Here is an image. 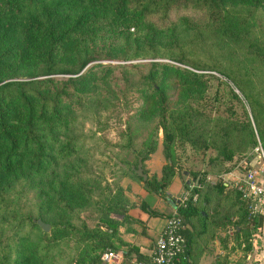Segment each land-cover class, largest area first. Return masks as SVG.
Listing matches in <instances>:
<instances>
[{"label": "rangeland", "instance_id": "1", "mask_svg": "<svg viewBox=\"0 0 264 264\" xmlns=\"http://www.w3.org/2000/svg\"><path fill=\"white\" fill-rule=\"evenodd\" d=\"M177 13L172 11L170 20H175L182 14L201 17L199 13L190 10H180ZM255 21L263 26L264 14L258 11ZM168 29L171 36L166 32L162 33L155 57H152L147 44L137 46L136 56L128 57V54L123 53L121 39H115L114 33L107 26H100L94 32L84 34L87 54L93 51V47L103 51L112 49V59L91 61L77 74L49 75L63 82L66 77L78 75L95 63L140 65L137 70L129 69L125 74V82L113 83L108 79L109 83L95 84L82 107L72 112L69 124L63 129H53L54 139L46 129L41 131L45 160H48L45 167L38 175L26 166L16 170L20 171L18 180L6 193L18 199L16 207L19 213L33 220L41 219L50 228L48 232H43L39 226L30 230V226L25 225L23 229L29 231V235L20 242L15 258L25 254L38 258V263L29 261L27 264H81L82 257H88L85 256L86 253L89 256L94 253L98 257L95 264H109L100 260L98 253L102 250L92 247V240L86 244L79 239L82 230H104L107 225L101 220L103 217L113 218L117 222L133 217L136 222L127 221L123 226H118L122 230L135 229V236L143 235L142 218L146 219L150 215L151 219L159 220V217L149 214L141 205L157 212L154 204L158 198H162L163 190L160 192L156 189L155 180L160 179L162 168L165 164H171V160L173 174L178 175V180H172L168 189V192L176 196L173 199L174 206H183L190 200L206 216L203 225L197 216L183 218L188 232L193 235L190 244L191 264H247L252 261V250L264 247V234L258 232L259 226L255 228L252 220L246 219L248 212L256 213L250 211L246 200L229 183L230 175L227 173L238 168V161L231 166L220 155L216 159L220 149L202 145L204 140L211 142L214 139L215 144L220 145V140L226 139L221 129L226 127L228 133V130L231 131L227 139L230 141L229 147L233 149L232 154L248 150L254 143L247 136L248 128L236 133L238 126L234 124H244L246 121H249L253 130L254 141L257 137L259 142H264V136L261 138L255 131L249 105L223 73L229 69L234 74L238 69L231 66L230 62L239 67L245 60L237 62L234 55H227L229 47H235V43H227L228 47L226 40L211 24L205 27L202 44L198 46L191 45L192 42L182 29L176 26ZM258 30V27L254 28L256 36L260 34ZM129 32L132 36H137L133 28ZM88 43H92L91 46ZM134 46L136 44L132 42L130 48ZM222 54H225L224 58ZM179 57L189 60V65L178 61ZM216 59H220L221 64L215 62ZM151 61L201 75L200 88L186 98L180 107L173 105L171 108L175 110L174 114L183 115L182 118L191 122L196 129L188 123L187 129L181 131L182 138L176 131L172 143L173 154L169 161L162 153V132L156 127L155 116L147 113L138 116L136 113V109L141 106L140 90L144 86L139 75L146 73L147 63ZM192 64H214L222 70H198ZM45 77L47 76L41 75L34 78ZM250 79L254 86L251 93H256L258 98L260 124L257 129L264 135V73L250 76ZM169 94L174 101L176 95L173 90ZM186 136L194 141L193 145L183 142ZM205 137L207 139L203 140ZM66 138L75 139L70 142L72 145H68V152L64 154L60 150ZM150 142H154V149L141 162L142 170L147 174V178L142 180L134 169L139 155ZM208 158L213 159L208 161ZM206 167L209 173L199 175L200 170ZM195 175L202 180L199 184L192 178ZM216 182H223L221 192L209 186ZM179 187H182L180 192ZM184 191L195 198L190 197L182 205L177 202ZM244 210L247 211L245 215ZM174 212L176 213L175 209ZM3 226L7 235H14L11 225ZM118 226L116 224V228ZM200 228L202 231L197 234ZM244 229L248 230L249 236L244 233ZM248 241L252 243V248L245 252ZM123 249L120 247L112 251L120 252ZM105 250L110 249L103 251ZM199 256L202 257L200 262ZM127 261L123 264H131Z\"/></svg>", "mask_w": 264, "mask_h": 264}, {"label": "trees", "instance_id": "2", "mask_svg": "<svg viewBox=\"0 0 264 264\" xmlns=\"http://www.w3.org/2000/svg\"><path fill=\"white\" fill-rule=\"evenodd\" d=\"M180 10L194 11L201 17L182 14L175 20H170V13L173 11L178 14ZM258 11L264 14V0H0V264H27L29 261L38 263V258L25 254L15 258L20 242L29 235V231L23 229L24 226L29 225L31 230L38 225L36 220L18 212V199L8 196L6 192L18 180L20 171L16 170L26 166L38 175L45 167L48 160H45L41 131L46 129L54 139L53 129H63L69 124L72 112L82 107L95 84L109 83V80L113 83L125 82V74L140 67L138 64L95 63L78 75L66 77L63 82L49 76L77 74L91 61L112 59V49L103 51L93 47V51L87 54L84 34L94 32L100 26H107L114 33L115 39H121L124 55L135 57L137 46L147 44L152 57H155L162 33L166 32L171 36L169 27L182 29L192 42L191 45L198 46L202 44L205 27L211 24L226 40L228 47L227 43H235V47H229L227 55H234L237 62L245 60L239 67L230 62L231 66L238 69L234 74L229 69L223 73L246 100L255 131L263 138L264 135L257 129L260 124L258 98L256 93H251L254 86L250 79V76L264 73V24L261 26L255 23ZM255 27L260 29L259 36L255 35ZM130 28L137 32V36H132ZM132 42L136 46L130 48ZM222 55L224 58L225 54ZM177 60L189 65V60H184L183 57ZM215 62L221 64L220 59ZM192 65L198 70H222L214 64ZM147 67L146 73L139 75L144 86L140 90L141 106L136 109V113L138 116L145 113L155 116L156 127L162 132V153L169 161L173 154L172 143L176 131L182 138L181 131L187 129L189 124L196 129L191 122L182 118L183 115L174 114L175 110L171 108L173 105L180 107L186 98L200 88L201 75L157 61L147 63ZM41 75L47 77L34 78ZM171 90L176 95L174 101L170 98ZM234 124L238 126L236 133L248 128L247 136L254 142L248 150L232 154L233 149L229 147L230 141L227 139L231 131L228 130V133L226 127L221 129L226 139L222 138L220 145H216L212 137H209L214 139L211 142L204 140L206 137L203 138L202 144L203 147L210 145L220 149L216 159L220 155L231 166L244 159L256 143L249 121ZM74 139L66 138L60 151L66 154L68 145ZM183 142L194 144L188 136ZM260 143L264 150V142ZM145 148L139 155L140 162L154 149V142L147 143ZM211 159L213 158H208V161ZM172 167L171 160V164H165L162 168L160 179L155 180L158 191H164L169 183L173 175ZM207 173L206 167L198 174L203 176ZM192 178L196 184L202 181L196 175ZM209 186L217 192L224 188L223 182ZM204 199L203 203L206 202V198ZM141 208L151 215H159L143 204ZM174 209L183 224L181 233L185 238L176 264H191L190 244L193 235L188 232L183 218L197 216L203 225L206 216L190 200L183 206L175 205ZM246 213L244 210V215ZM248 218L255 228L261 224L262 217L258 214L248 212L246 219ZM101 220L107 225L104 230L83 229L79 239L86 244L92 240L91 246L102 251H116L127 245L117 236L116 224L118 226L128 221V217L126 221L119 222L110 217H103ZM3 224L11 225L14 235H7ZM200 231L201 228L197 234ZM244 233L249 236L247 229H244ZM251 248L252 243L248 241L245 252ZM130 252L135 254V260H144L143 255L138 254L131 246L123 253L127 256ZM85 256L88 257L85 259L81 256V264H95V259L98 258L94 253L90 256L86 253Z\"/></svg>", "mask_w": 264, "mask_h": 264}, {"label": "built area", "instance_id": "3", "mask_svg": "<svg viewBox=\"0 0 264 264\" xmlns=\"http://www.w3.org/2000/svg\"><path fill=\"white\" fill-rule=\"evenodd\" d=\"M229 183L240 193L251 212L262 217L258 232L264 234V150L256 137V143L248 155L238 163V168L228 172ZM186 191L178 197L177 203H184L189 198ZM183 224L173 212L165 218L161 231L154 239L150 252L144 260L137 264H176L178 254L185 244V238L181 233ZM264 254V247L261 249ZM120 255L112 250L102 251L100 260L105 263H112ZM264 256V255H263Z\"/></svg>", "mask_w": 264, "mask_h": 264}, {"label": "crops", "instance_id": "4", "mask_svg": "<svg viewBox=\"0 0 264 264\" xmlns=\"http://www.w3.org/2000/svg\"><path fill=\"white\" fill-rule=\"evenodd\" d=\"M172 180H175V182L178 180V175L173 174L169 180V183L164 187L162 198H158L157 201L154 204V210L159 213L157 217H159V220L151 219V216L148 215L143 219V235L138 234L137 236L134 235L135 229H121V227L117 228V236L124 241L127 245H123L124 249L120 252L117 251V253L120 255L115 262L109 263V264H123L125 261L131 262V264H137L138 260H135V254L133 252H130L127 256L124 255V251H127V247H133L134 250L137 251L138 254L143 255L144 259L147 257V255L150 252V248L153 244L154 239L157 237L159 232L162 229V226L164 224V220L168 214H171L174 212V207H172L170 204L167 203L166 197L171 198L172 200L176 197L172 193L168 192L170 184ZM182 190V187H179L178 192ZM177 192V193H178ZM164 201V202H163ZM128 221H137L135 218H129ZM127 222V221H126ZM125 223V222H124ZM122 223L120 226H123ZM263 235V233H261ZM153 239V240H151ZM150 241L148 244L147 242ZM147 244V245H145ZM252 253V261L251 263L247 264H264V254L262 253V250H256L254 248ZM200 257V256H199ZM202 260V257H200L199 262Z\"/></svg>", "mask_w": 264, "mask_h": 264}, {"label": "water", "instance_id": "5", "mask_svg": "<svg viewBox=\"0 0 264 264\" xmlns=\"http://www.w3.org/2000/svg\"><path fill=\"white\" fill-rule=\"evenodd\" d=\"M135 173L142 178V180H145L147 178V174L142 171L141 162L138 160L135 168ZM166 201L168 204H170L172 207H174V202L171 198L166 197ZM36 224L41 228L43 232L49 231V224L47 222L42 221L41 219H36Z\"/></svg>", "mask_w": 264, "mask_h": 264}]
</instances>
